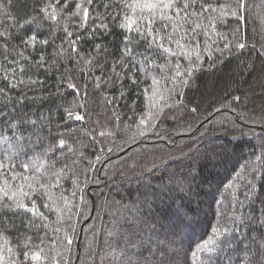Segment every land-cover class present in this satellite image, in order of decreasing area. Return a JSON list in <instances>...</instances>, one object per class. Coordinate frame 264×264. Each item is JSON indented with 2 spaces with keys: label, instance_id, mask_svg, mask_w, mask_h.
Masks as SVG:
<instances>
[{
  "label": "trees",
  "instance_id": "16d2710c",
  "mask_svg": "<svg viewBox=\"0 0 264 264\" xmlns=\"http://www.w3.org/2000/svg\"><path fill=\"white\" fill-rule=\"evenodd\" d=\"M146 2L0 0V264H264V0Z\"/></svg>",
  "mask_w": 264,
  "mask_h": 264
},
{
  "label": "snow or ice",
  "instance_id": "6c2138e0",
  "mask_svg": "<svg viewBox=\"0 0 264 264\" xmlns=\"http://www.w3.org/2000/svg\"><path fill=\"white\" fill-rule=\"evenodd\" d=\"M89 2H90V0H89ZM173 3H174V0H158V2H146L143 5V7H146L148 9H150V10H155V9H157L159 7H163V8L167 9V8H171ZM82 6H83L82 4H77L76 5L77 8H80ZM84 16H85V18H87V16H88L87 8L84 9ZM240 47L242 48L243 45H240ZM77 118L79 119L80 117H77ZM21 206H23V205H21ZM32 259L36 260V261H39L41 259V256L37 253V254L33 255Z\"/></svg>",
  "mask_w": 264,
  "mask_h": 264
}]
</instances>
